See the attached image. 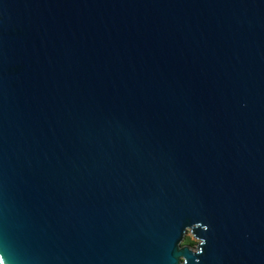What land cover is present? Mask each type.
Here are the masks:
<instances>
[{
	"label": "water",
	"instance_id": "95a60500",
	"mask_svg": "<svg viewBox=\"0 0 264 264\" xmlns=\"http://www.w3.org/2000/svg\"><path fill=\"white\" fill-rule=\"evenodd\" d=\"M0 259L264 264V0H0Z\"/></svg>",
	"mask_w": 264,
	"mask_h": 264
},
{
	"label": "rangeland",
	"instance_id": "374dc122",
	"mask_svg": "<svg viewBox=\"0 0 264 264\" xmlns=\"http://www.w3.org/2000/svg\"><path fill=\"white\" fill-rule=\"evenodd\" d=\"M190 237L193 241H195V243L198 242V238H196L190 231L187 233L186 238ZM186 238L184 240V242L186 241Z\"/></svg>",
	"mask_w": 264,
	"mask_h": 264
},
{
	"label": "trees",
	"instance_id": "16d2710c",
	"mask_svg": "<svg viewBox=\"0 0 264 264\" xmlns=\"http://www.w3.org/2000/svg\"><path fill=\"white\" fill-rule=\"evenodd\" d=\"M185 243H189V244L194 245L195 244V241H193L190 237H188V238H186Z\"/></svg>",
	"mask_w": 264,
	"mask_h": 264
},
{
	"label": "clouds",
	"instance_id": "9594fccd",
	"mask_svg": "<svg viewBox=\"0 0 264 264\" xmlns=\"http://www.w3.org/2000/svg\"><path fill=\"white\" fill-rule=\"evenodd\" d=\"M0 264H6V262L0 259Z\"/></svg>",
	"mask_w": 264,
	"mask_h": 264
}]
</instances>
